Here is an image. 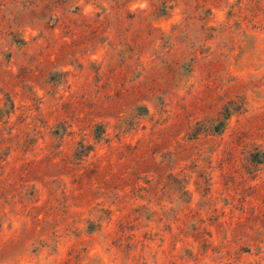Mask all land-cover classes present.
Here are the masks:
<instances>
[{
    "label": "rangeland",
    "instance_id": "374dc122",
    "mask_svg": "<svg viewBox=\"0 0 264 264\" xmlns=\"http://www.w3.org/2000/svg\"><path fill=\"white\" fill-rule=\"evenodd\" d=\"M0 264H264V0H0Z\"/></svg>",
    "mask_w": 264,
    "mask_h": 264
}]
</instances>
